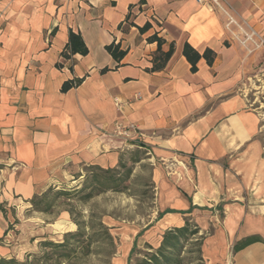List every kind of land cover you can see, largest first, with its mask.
Returning a JSON list of instances; mask_svg holds the SVG:
<instances>
[{
	"label": "crops",
	"instance_id": "crops-1",
	"mask_svg": "<svg viewBox=\"0 0 264 264\" xmlns=\"http://www.w3.org/2000/svg\"><path fill=\"white\" fill-rule=\"evenodd\" d=\"M203 1L0 0V165L22 167L7 177L1 200L15 193L29 202L52 169L133 147L158 163L164 225L211 231L205 264H264L263 243L233 253L241 239H264L263 120L247 95L264 79V47L241 45L219 8ZM221 4L264 39V0ZM70 31L82 36L87 56L62 59ZM153 35L163 52L173 47L159 71ZM112 43L127 51L120 63L105 49ZM186 43L212 50L213 64L202 58L193 72ZM74 78L84 80L63 93ZM119 120L141 134L112 136Z\"/></svg>",
	"mask_w": 264,
	"mask_h": 264
},
{
	"label": "rangeland",
	"instance_id": "rangeland-1",
	"mask_svg": "<svg viewBox=\"0 0 264 264\" xmlns=\"http://www.w3.org/2000/svg\"><path fill=\"white\" fill-rule=\"evenodd\" d=\"M247 95L263 120L259 139L264 145V79L253 81ZM99 155L98 162H71L52 169L36 184L37 195L29 202L15 193L8 201L0 197V259H14L18 264H157L150 257L157 253L165 233L174 230L164 225L167 210L163 212L160 205L154 178L158 163L148 152L133 147H115ZM0 168L1 196L7 177L22 167ZM92 171L121 179L120 191L85 199L91 188L81 189L89 186ZM58 191L68 194L57 195ZM45 196L46 201L35 207L33 200L39 202ZM46 202H51V208L38 210ZM189 224L181 247L166 251L171 260L162 264H205L203 245L211 231ZM79 229L84 237L70 238L73 250L67 258L61 250L42 246L45 241L62 243L68 233ZM195 229L198 233L191 235Z\"/></svg>",
	"mask_w": 264,
	"mask_h": 264
},
{
	"label": "trees",
	"instance_id": "trees-1",
	"mask_svg": "<svg viewBox=\"0 0 264 264\" xmlns=\"http://www.w3.org/2000/svg\"><path fill=\"white\" fill-rule=\"evenodd\" d=\"M150 24H146L144 27L140 28L141 32H145L150 28ZM150 42H157L158 44V50L157 53L154 56V65L152 70L153 71H159L162 70L171 56L173 55V47L169 49L168 52H163L161 47L163 44V40L159 38L157 35H153L152 37L149 38ZM106 51L112 56V58L120 63L123 58L126 56L127 51L122 50L120 48L119 44L112 43L108 46L105 47ZM76 54H79L81 56H87L89 54L88 47L86 46L82 36L79 33H74L73 31H70L69 33V40L67 45L65 46L64 50L61 52V57L66 58V59H71L73 56ZM183 55L187 59V61L191 64V70L193 72L197 71V64L198 62L204 58L209 65H212L216 54L210 50L207 49L204 51L203 54H200L198 51H196L192 46H190L188 43H186L183 47ZM109 71L108 68H105L102 70V73H106ZM83 78H74L72 80H68L64 82V84L61 87V91L63 93L68 92L69 90L73 88H77L81 85L83 82ZM130 171H128L129 173ZM94 186H91L93 185ZM120 184H121V179H118L116 176H109L108 173H97V172H91V178L89 182V186L86 185V187L82 188L83 189H89V193L85 195V199H90L94 196L95 193H103L105 191L113 190V191H120ZM97 191V192H96ZM66 191H58L56 194L57 195H65L68 193H65ZM46 201V196L41 199L39 202H34L33 204L35 207H38L41 202ZM51 202H46V207H43V209H38L43 212H47L49 208H51ZM189 223H187L185 226L181 228H175L174 230H171L167 233H165L163 237V241L161 246L159 247L158 251L156 254L151 255L150 260L154 261L157 264H162L163 262L170 261L172 255H168L166 251H176L181 247V239L186 238V234L189 232ZM198 231L195 229V231H192L190 234L195 235L197 234ZM81 237H84V231L83 229H79L75 233H68L65 236V240L62 243H53L52 241H45L42 243V246L44 248L47 247H53L55 249L61 250L64 252L61 256L63 257H69L71 252H72V245L70 243V238L74 240H79ZM89 238H92L91 236ZM255 243H263L264 244V239L259 236V235H251L248 236L244 239H241L237 241L234 246H233V253H238L241 250L247 248L248 246L255 244ZM165 251V252H164ZM163 258V260L160 258ZM0 264H18L14 259L12 260H6V259H0Z\"/></svg>",
	"mask_w": 264,
	"mask_h": 264
},
{
	"label": "built area",
	"instance_id": "built-area-1",
	"mask_svg": "<svg viewBox=\"0 0 264 264\" xmlns=\"http://www.w3.org/2000/svg\"><path fill=\"white\" fill-rule=\"evenodd\" d=\"M210 1L215 4L225 15V17L227 18V30L233 35L235 39H237L241 43V45L248 48V44H252L254 49L264 47V39L261 38L245 20L239 18L231 7L222 5L221 0ZM198 2L202 3L204 1L198 0ZM232 27H235L237 29V34L234 32V30H232ZM136 98L139 99L140 96L138 95ZM117 105L119 108L121 107V103H117ZM137 134H141L140 129L137 127V125L133 123L123 122L122 120H119L114 124V128L112 131V136L124 139L126 141L131 139L133 135ZM148 154L153 157L151 153L148 152ZM170 172V174H172V171Z\"/></svg>",
	"mask_w": 264,
	"mask_h": 264
}]
</instances>
